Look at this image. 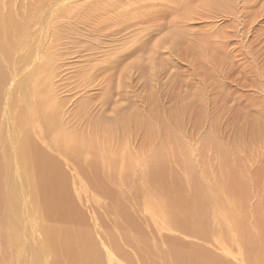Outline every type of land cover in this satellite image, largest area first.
<instances>
[{
    "label": "rangeland",
    "instance_id": "1",
    "mask_svg": "<svg viewBox=\"0 0 264 264\" xmlns=\"http://www.w3.org/2000/svg\"><path fill=\"white\" fill-rule=\"evenodd\" d=\"M233 5V13L229 16L213 8L209 17H199L195 25L198 34L192 40L194 45L184 48L180 59L173 58L163 68L158 67L159 78L150 86L145 85L144 77L133 69L130 71L132 78L127 83L129 93L125 97L127 88L121 82L124 80L117 77L112 84L114 99L108 103L104 97V78L87 76L90 69L100 63L86 61L87 39L84 40L86 43L73 46L66 38L57 39L52 35L51 24L44 45L40 41L43 36L41 32L40 39L32 37L30 48L20 46L12 52L10 64L3 71L5 79L0 84V130L3 134V141L0 140V264L31 262L23 252L29 249L27 242L14 244V237L12 239L6 230V224L12 218L10 214L15 210L9 203L20 201L19 188L24 193L22 186L26 185L27 180L24 169L20 172L14 164L13 142L20 145L25 137L33 138L44 153L56 160L64 170L70 185V196L85 215L86 221L89 220L88 226L92 231H96L97 236L110 238L107 242L112 240L119 244L131 262L124 260L123 263L119 256L117 260H122V264H163L162 251L170 247V231L149 228L141 218V209L144 211L147 203L144 165L152 160L158 147L166 146L168 154L173 149V143L170 144L168 140L162 142L160 138L161 132L167 137L160 129L162 126L168 127V135L184 146L183 150L176 146V157L173 155L167 161L168 180L173 181L177 177L176 183L187 188L189 174L186 166L191 165L196 174L195 179L200 180L205 192L211 195L220 168L227 170V173L224 172L225 178H229L230 168L237 173L236 177L246 188L249 187L247 228L250 230L249 238L257 239V246L248 249L231 222L224 223L216 239L226 243L232 255L230 259L233 260L235 256L240 264H260L262 243L258 239L264 230V0H234ZM218 33L217 50L212 51V54L202 53L207 47L198 36L210 37ZM31 48L35 51L39 48L41 52L35 61L38 68L46 66L43 75L24 73L26 65L20 60L17 62L18 58L31 54ZM131 59L125 61L133 63L134 58ZM48 65H51L49 70ZM151 92L154 99L150 98ZM192 100L194 103L186 117L174 116L179 108L184 109ZM114 108L117 110L113 111ZM171 111L175 113L172 115ZM51 112H54V117H50ZM131 115H136V119L126 127L121 123V130L107 131L112 134L111 139L101 135L102 130L95 131L98 124L89 123L95 118L114 123ZM158 116L163 118L164 125L159 124ZM195 118L199 121L196 119V122ZM258 124L263 133L254 134L252 126ZM9 130L15 133L8 134ZM94 131L93 142L99 152V170L91 177L92 155L88 149L79 156H71L66 155L61 148H66L74 134L85 132L90 136L89 133ZM205 138L214 140L224 153L220 154L217 148L208 145L202 149L200 145ZM113 155L130 162L128 177L120 172L112 177L107 162L110 161L109 156ZM224 160H228L231 167H226ZM118 168L121 170L124 165L119 164ZM101 184L107 192L104 189V193H99L98 185ZM210 199L213 201L212 196ZM114 200L118 202L116 207H113ZM119 203L137 218L136 221L142 225L139 231H132L123 221L118 213ZM215 205L212 203V211L210 209L211 224L215 220ZM256 205L257 210H254ZM23 207L18 208L20 217H25L27 213ZM29 220L32 234L36 235L33 219ZM259 220L262 221L261 227L257 226ZM19 222L22 223V220ZM19 230L21 237L23 230ZM97 236L100 242V236ZM181 237L187 242L196 241L185 235ZM197 242L204 244L199 240ZM204 245L210 246L207 243ZM32 248L39 264L53 263L54 258L47 250Z\"/></svg>",
    "mask_w": 264,
    "mask_h": 264
},
{
    "label": "bare ground",
    "instance_id": "2",
    "mask_svg": "<svg viewBox=\"0 0 264 264\" xmlns=\"http://www.w3.org/2000/svg\"><path fill=\"white\" fill-rule=\"evenodd\" d=\"M233 3L234 0H0V84L5 79L3 71H6L7 65L10 64L12 52L18 50L20 46L30 48L32 37L40 39L41 32L43 36L40 41L44 45L52 24V35H55L57 39L66 38L69 44L76 47L86 43L85 39L88 40L84 54L86 61L100 63L97 64L98 66H93L87 76L104 78L106 84L104 97L107 98L106 103L112 102L115 94L112 84L117 77L124 80L121 82H124L127 88L124 92L125 97L129 93L127 83L132 78L130 71L133 69L140 72L144 77L145 85L150 86L159 78L158 67L163 68L172 62L173 58L180 59L182 50L194 45L192 40L198 34L195 31L198 18L209 17L213 8L216 9L214 11L229 16L233 13ZM219 35L218 33L210 37L198 36L207 47V50H203L202 53L212 54V51L217 50ZM39 48H41L40 45ZM39 48L36 51L31 48V54L17 59V62L20 60L26 65L24 73L45 74L46 66L38 68L35 61L36 56L41 55ZM127 59L133 60V63H127L125 61ZM146 64L149 66H145ZM48 66L49 70L51 65ZM121 72L123 74H120ZM150 98L154 99L152 92ZM194 100L184 109L179 108L174 116L186 117ZM115 110L117 108L113 109ZM53 113H50V117L55 116ZM173 113L175 112L171 111L172 115ZM135 116H124L114 123L95 118L89 123L90 125L98 124L95 131L102 130L101 135L111 139L113 136L107 132L109 129L121 130L120 124L124 123L126 127L130 121L136 119ZM253 118L260 121L257 117ZM158 122L164 125L161 116H158ZM162 127L160 129L167 134V137L161 132L160 138L162 142L168 140L170 144L173 143V149L168 154L166 146L158 147L152 160L144 165L143 179L146 184L147 203L144 211L141 209L143 212L141 218L149 228L157 227L158 230L170 231L171 241L166 237L170 247L162 251L163 264H240L237 257L233 256L234 259H230L232 255L226 243L216 238L220 236V229L224 227V223L231 222L242 243H245L248 249L251 250L257 246V239L249 238L250 230L247 228L246 206L249 187L246 188V185L236 177L237 173L230 168H228L229 178L224 177V172L227 170L220 168V175L214 182L211 195L205 192L200 180L195 179L196 174L191 165L186 166L189 174L187 188L185 186L184 189L183 185L176 183L177 177H174L173 181L168 180L166 178L167 161L173 155L176 157L177 151H174L176 146L179 150H183L184 146L172 135H168V127ZM0 131V140L3 141L2 130ZM95 131L90 132V136H87L85 132L76 133L68 141L66 148H61L66 155L71 156L74 154L79 156L88 149L92 155L91 177L99 170L97 163L99 152L93 142ZM252 132L263 133L260 124L252 126ZM11 133L15 132L9 130L8 134ZM9 138L11 140V136ZM213 141L205 138L200 147L203 149L208 145L217 148L218 153H224L222 147ZM22 143L18 146L13 142L14 164L20 172L24 169L27 180L26 185L22 186L24 193L21 187L19 188L20 201L14 202L10 199L14 204L9 203V205L15 210L13 214H10L12 218L6 224V230L12 239L14 237V244L27 242L29 249L23 252L29 256L28 260L31 261L29 264H39L32 247L47 250L54 258L51 264H122V260H117V256L123 259V263L124 260L131 262L119 244L113 243L112 240L107 242L110 238L105 239L104 236L99 235L100 242L97 241L98 233L88 226L89 220L86 221L85 215L81 213L70 196V185L59 163L45 154L33 138L25 137ZM109 159L107 165L112 177L117 176L118 172L125 174L126 177L130 175V162L118 155L109 156ZM119 164H123L124 168L120 170ZM223 164L231 167L228 160H224ZM98 188L99 193H104V189L106 190L102 184L98 185ZM210 196L213 197V201ZM115 200L113 207H116L118 203H115ZM121 203L118 204L120 205L118 213L121 218L132 231H139L142 225ZM212 203L216 204L213 209L215 215L213 224L210 219ZM259 205L262 206V203ZM22 207L27 210L25 217L23 215L20 217L18 213V208ZM254 210H257V205L254 206ZM216 214L219 216L217 217ZM31 218L36 235L32 234L29 220ZM21 220L22 223L19 222ZM257 226H262L261 220ZM98 227L95 226V228ZM19 228L23 230L21 237ZM181 235L192 237L196 241L187 242V239L185 240ZM198 240L210 246L200 244ZM258 242L262 243L260 244V264H264V230L260 233ZM101 245L104 247L101 248ZM44 256L48 257L47 254Z\"/></svg>",
    "mask_w": 264,
    "mask_h": 264
}]
</instances>
